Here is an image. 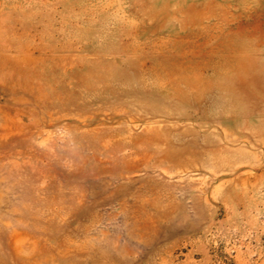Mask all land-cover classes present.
Listing matches in <instances>:
<instances>
[{
  "label": "rangeland",
  "instance_id": "374dc122",
  "mask_svg": "<svg viewBox=\"0 0 264 264\" xmlns=\"http://www.w3.org/2000/svg\"><path fill=\"white\" fill-rule=\"evenodd\" d=\"M0 264H264V0H0Z\"/></svg>",
  "mask_w": 264,
  "mask_h": 264
}]
</instances>
